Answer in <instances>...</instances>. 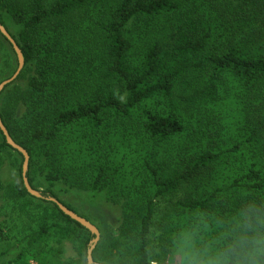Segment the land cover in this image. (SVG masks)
Here are the masks:
<instances>
[{"label": "trees", "instance_id": "trees-1", "mask_svg": "<svg viewBox=\"0 0 264 264\" xmlns=\"http://www.w3.org/2000/svg\"><path fill=\"white\" fill-rule=\"evenodd\" d=\"M0 25L22 53L20 75L30 73L0 92V118L28 153L31 187L121 206L92 264H152L160 201L166 264H264V0H0ZM13 152L19 176L4 190L0 179L2 195L52 207L28 232L0 227V264H64L53 235L88 264L94 236L27 192L23 156L0 130V169Z\"/></svg>", "mask_w": 264, "mask_h": 264}, {"label": "rangeland", "instance_id": "rangeland-1", "mask_svg": "<svg viewBox=\"0 0 264 264\" xmlns=\"http://www.w3.org/2000/svg\"><path fill=\"white\" fill-rule=\"evenodd\" d=\"M24 1V0H19ZM241 7V6H240ZM244 12V8L242 7ZM2 19L6 23L8 30L16 35L19 31V27L14 24L6 15L2 16ZM256 30L260 29L259 25L254 27ZM16 58L12 55L8 45L0 38V80L9 75L11 70L16 66ZM20 75V73H19ZM18 75V76H19ZM29 74L20 75L17 79L11 82V85L7 87L2 93V97L12 89L15 85L24 86ZM13 83V84H12ZM17 113H20V108ZM4 162L0 169V179L3 189L8 188V185L14 183L19 176L18 163H14L15 159L20 160L19 156L13 153L4 154ZM37 191H45L47 189L46 184L40 180L34 183V188ZM1 192H4L2 191ZM54 199L61 201L74 211L77 215L86 219L93 224L98 232L99 238L101 231L106 229H117L122 221V213L120 204H113L109 202L104 194H92L87 191L68 189L66 186L58 184L52 189ZM0 192V227L4 231L12 230L13 234H20L30 231L32 229L44 208L51 209L50 203L31 201L30 204L24 202H14L3 196ZM50 197V196H46ZM53 198V197H52ZM166 207L165 201L158 203L156 213L153 218L152 229L149 234V251L150 261L152 264H166L170 261L165 257L158 248V234L159 223ZM92 240V239H91ZM47 244L52 247L56 253V256L64 264H84L85 254L78 252L72 243L67 239H61L57 235H53L49 238ZM8 247V242L0 240V253ZM172 258L173 262L178 263V257ZM97 264V263H96ZM99 264V263H98Z\"/></svg>", "mask_w": 264, "mask_h": 264}, {"label": "water", "instance_id": "water-1", "mask_svg": "<svg viewBox=\"0 0 264 264\" xmlns=\"http://www.w3.org/2000/svg\"><path fill=\"white\" fill-rule=\"evenodd\" d=\"M0 33L11 44V46H12V48L16 54L17 61H18L17 68H16L15 72L13 73V75L10 78H8V79H6L0 83V92H1L5 88V86L10 84L11 82H13L17 78V76L19 75V73L21 72V70L24 66V59H23L22 53H21L19 47L17 46L16 42L14 41V39L10 36V34L7 32V30L2 25H0ZM0 130L5 137L7 144L12 149L16 150L17 152H19L23 156V162H22V167H21V176H22V181H23L24 187L27 190V192L35 198L46 199L47 201L52 202L53 204H55L59 208V210L63 214L68 216L71 220L80 224L91 235L94 236V238L90 241L89 248L87 250L88 264H92V257H91L92 249L94 248L95 244L99 240V232H98L97 228L93 224L88 222L86 219L82 218L81 216L77 215L73 211L69 210L67 207H65L63 204H61L58 200H56L52 197H44L40 191H37L31 187V185L29 184V181L27 179V176H26L27 171H28V164H29L28 153L26 152L25 149H23L21 146H19L17 143H15L13 141V139L10 137L6 127L3 125L1 118H0Z\"/></svg>", "mask_w": 264, "mask_h": 264}]
</instances>
